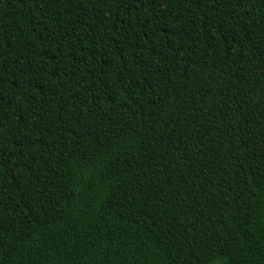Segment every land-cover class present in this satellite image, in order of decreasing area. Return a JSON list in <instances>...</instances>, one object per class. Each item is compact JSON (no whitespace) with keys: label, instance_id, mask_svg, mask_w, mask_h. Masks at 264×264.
<instances>
[{"label":"trees","instance_id":"obj_1","mask_svg":"<svg viewBox=\"0 0 264 264\" xmlns=\"http://www.w3.org/2000/svg\"><path fill=\"white\" fill-rule=\"evenodd\" d=\"M264 264V0H0V264Z\"/></svg>","mask_w":264,"mask_h":264},{"label":"rangeland","instance_id":"obj_2","mask_svg":"<svg viewBox=\"0 0 264 264\" xmlns=\"http://www.w3.org/2000/svg\"><path fill=\"white\" fill-rule=\"evenodd\" d=\"M216 264H219V263H216Z\"/></svg>","mask_w":264,"mask_h":264}]
</instances>
